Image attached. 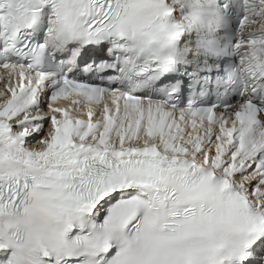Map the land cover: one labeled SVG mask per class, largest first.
<instances>
[{"label": "snow or ice", "instance_id": "obj_1", "mask_svg": "<svg viewBox=\"0 0 264 264\" xmlns=\"http://www.w3.org/2000/svg\"><path fill=\"white\" fill-rule=\"evenodd\" d=\"M0 264H264V0H0Z\"/></svg>", "mask_w": 264, "mask_h": 264}]
</instances>
